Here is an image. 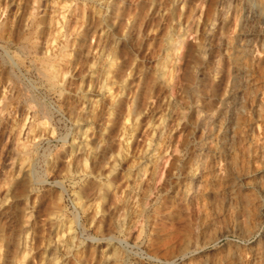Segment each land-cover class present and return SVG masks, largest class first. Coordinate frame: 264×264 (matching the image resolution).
<instances>
[{
	"label": "rangeland",
	"instance_id": "1",
	"mask_svg": "<svg viewBox=\"0 0 264 264\" xmlns=\"http://www.w3.org/2000/svg\"><path fill=\"white\" fill-rule=\"evenodd\" d=\"M242 4L0 0V264H264V27L240 32Z\"/></svg>",
	"mask_w": 264,
	"mask_h": 264
},
{
	"label": "bare ground",
	"instance_id": "2",
	"mask_svg": "<svg viewBox=\"0 0 264 264\" xmlns=\"http://www.w3.org/2000/svg\"><path fill=\"white\" fill-rule=\"evenodd\" d=\"M199 2H202V0H199ZM243 12H242V14H241V16H240V19H239V22H240V26L242 27V31H240L241 33H243L244 31H250V30H252L254 27H260V26H263L264 27V8H263V6L261 7L259 4H257L254 0H243ZM3 9V8H2ZM2 26V25H1ZM1 29V28H0ZM2 31V30H1ZM3 34V33H2ZM1 35V34H0ZM0 38H3L2 37V35L0 36ZM7 43V42H6ZM240 43V42H239ZM241 44V43H240ZM2 59H4V58H2ZM9 59V58H8ZM7 59V60H8ZM10 60V59H9ZM12 60H10V62H11ZM47 61V60H46ZM46 61H44V62H46ZM5 62V61H4ZM9 62V61H8ZM13 63V62H12ZM49 64H47V66L48 65H50L51 63L50 62H48ZM11 64V63H10ZM14 64V63H13ZM43 64H45V63H43ZM42 63H41V65H43ZM12 66V65H11ZM46 66V65H45ZM52 66V65H51ZM4 67V66H3ZM42 68V67H41ZM44 68V67H43ZM42 68V69H43ZM45 68H48V67H45ZM6 69V68H5ZM4 69V70H5ZM9 69H10V66H9ZM15 69V68H14ZM13 69V70H14ZM41 69V70H42ZM51 69V68H50ZM53 69V68H52ZM44 70V69H43ZM46 70V69H45ZM45 70H44V72H45ZM48 70H49V68H48ZM8 71H10V70H8ZM47 71V70H46ZM12 72V71H11ZM14 72V71H13ZM41 72V71H40ZM43 72V71H42ZM41 72V73H42ZM43 72V73H44ZM52 72V71H51ZM50 72V70H49V72L47 71V73H51ZM236 72V71H235ZM42 73V75L44 76V77H46L44 74ZM234 73V72H233ZM53 74V73H52ZM52 74H50V75H48L47 74V79H49L48 78V76L49 77H51V75ZM237 74V73H236ZM10 77V76H9ZM236 78H233L236 82L234 83V85H232L233 87L231 88V92H230V100H224V101H222V103H221V112L222 113H229L230 111H232V110H234V108L236 107V103H237V95H238V92H239V89H240V85H239V79L241 78L242 79V75H240V76H238V75H236L235 76ZM239 78V79H238ZM11 79H12V77H11ZM10 79V80H11ZM16 80H17V77H16ZM13 82V81H12ZM4 83V82H3ZM241 84V83H240ZM110 88H111V86L109 85V84H107V83H105V87H104V90L106 89V90H110ZM27 90V89H26ZM27 98V97H26ZM28 99H30V98H28ZM225 99V98H224ZM28 102V101H27ZM4 104V103H3ZM3 104H2V106H3ZM1 106V107H2ZM4 107V106H3ZM41 107H42V105H41ZM1 110H3V109H1ZM1 113H3V111H1ZM227 113V114H228ZM225 115H223V117H224ZM226 117V116H225ZM225 120V119H224ZM227 125V124H226ZM23 145V144H22ZM22 147H24V145L23 146H21V148ZM30 152H33V151H30ZM27 154V153H26ZM22 156H27V155H22ZM21 156V157H22ZM32 156V155H31ZM25 158V157H24ZM34 159V158H33ZM31 160H32V158H31ZM31 162V161H30Z\"/></svg>",
	"mask_w": 264,
	"mask_h": 264
}]
</instances>
